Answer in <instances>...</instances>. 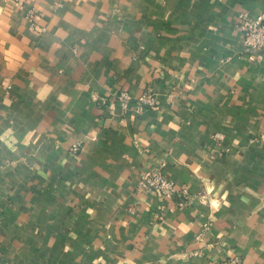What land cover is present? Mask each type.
Wrapping results in <instances>:
<instances>
[{"label": "crops", "instance_id": "0c3cea01", "mask_svg": "<svg viewBox=\"0 0 264 264\" xmlns=\"http://www.w3.org/2000/svg\"><path fill=\"white\" fill-rule=\"evenodd\" d=\"M242 13L264 0H0V264H264ZM154 170L190 203L141 191Z\"/></svg>", "mask_w": 264, "mask_h": 264}, {"label": "built area", "instance_id": "2783aa9c", "mask_svg": "<svg viewBox=\"0 0 264 264\" xmlns=\"http://www.w3.org/2000/svg\"><path fill=\"white\" fill-rule=\"evenodd\" d=\"M20 1V0H19ZM32 17V12H30ZM241 22L240 31L242 33L243 52L248 54L251 60L255 59V51L264 50V18L251 20L247 14H240ZM124 107H128L129 103L134 100L127 92L122 91L115 96ZM157 101V95L153 91H149L143 96L135 99L136 105L142 109L144 107H154ZM222 138L221 136H219ZM138 188L146 193H156L164 199H178V206L184 207L190 203V197L186 190H178L175 184L165 177L161 170L149 171L139 181ZM209 228V227H208ZM225 264H241L237 259L229 260Z\"/></svg>", "mask_w": 264, "mask_h": 264}, {"label": "rangeland", "instance_id": "374dc122", "mask_svg": "<svg viewBox=\"0 0 264 264\" xmlns=\"http://www.w3.org/2000/svg\"><path fill=\"white\" fill-rule=\"evenodd\" d=\"M230 260H233V259H230Z\"/></svg>", "mask_w": 264, "mask_h": 264}]
</instances>
